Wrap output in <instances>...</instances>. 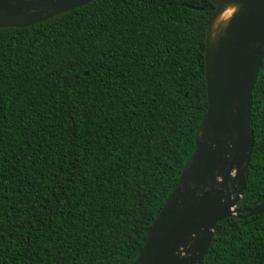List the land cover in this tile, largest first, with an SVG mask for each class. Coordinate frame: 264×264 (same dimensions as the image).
Listing matches in <instances>:
<instances>
[{
  "label": "trees",
  "instance_id": "trees-1",
  "mask_svg": "<svg viewBox=\"0 0 264 264\" xmlns=\"http://www.w3.org/2000/svg\"><path fill=\"white\" fill-rule=\"evenodd\" d=\"M209 0H93L0 27V264H131L207 109ZM238 208L264 202V55ZM245 215L246 212H242ZM202 264H264V212Z\"/></svg>",
  "mask_w": 264,
  "mask_h": 264
},
{
  "label": "water",
  "instance_id": "water-1",
  "mask_svg": "<svg viewBox=\"0 0 264 264\" xmlns=\"http://www.w3.org/2000/svg\"><path fill=\"white\" fill-rule=\"evenodd\" d=\"M90 1L0 0V27H28ZM209 1L215 11L205 33L207 109L194 151L131 264H202L218 221L264 212V202L237 207L254 144L250 97L264 55V0ZM229 6L235 11L212 35Z\"/></svg>",
  "mask_w": 264,
  "mask_h": 264
},
{
  "label": "bare ground",
  "instance_id": "bare-ground-1",
  "mask_svg": "<svg viewBox=\"0 0 264 264\" xmlns=\"http://www.w3.org/2000/svg\"><path fill=\"white\" fill-rule=\"evenodd\" d=\"M233 7L235 6L226 7L219 13L213 23L212 35H216L219 29L223 28L226 25L230 15H232V13L235 11V8Z\"/></svg>",
  "mask_w": 264,
  "mask_h": 264
}]
</instances>
